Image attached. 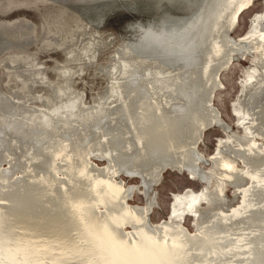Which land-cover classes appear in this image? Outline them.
I'll use <instances>...</instances> for the list:
<instances>
[{
  "label": "water",
  "instance_id": "1",
  "mask_svg": "<svg viewBox=\"0 0 264 264\" xmlns=\"http://www.w3.org/2000/svg\"><path fill=\"white\" fill-rule=\"evenodd\" d=\"M0 264H264V0H0Z\"/></svg>",
  "mask_w": 264,
  "mask_h": 264
}]
</instances>
